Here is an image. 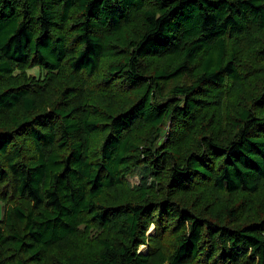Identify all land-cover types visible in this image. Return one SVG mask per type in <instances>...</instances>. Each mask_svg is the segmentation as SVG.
Here are the masks:
<instances>
[{"label": "trees", "instance_id": "obj_1", "mask_svg": "<svg viewBox=\"0 0 264 264\" xmlns=\"http://www.w3.org/2000/svg\"><path fill=\"white\" fill-rule=\"evenodd\" d=\"M0 264H264V0H0Z\"/></svg>", "mask_w": 264, "mask_h": 264}, {"label": "rangeland", "instance_id": "obj_2", "mask_svg": "<svg viewBox=\"0 0 264 264\" xmlns=\"http://www.w3.org/2000/svg\"><path fill=\"white\" fill-rule=\"evenodd\" d=\"M166 133L167 132H164L163 135L158 139L157 142L165 141ZM138 134L140 135L139 136L140 139H144V138L149 136V133H147V132H138ZM197 134H198L197 132H192L189 135V137L187 138L188 139L187 143L183 146L184 150H188V149L192 148V141L196 138ZM175 135L178 137L179 136L178 132H176ZM174 138L172 137V145H175L174 141H176V140H174ZM99 139H100V136H99ZM142 159H143V157H141V160ZM142 171H143V169L140 170L139 168H136V169L132 170L131 173H129L126 176V181L128 182V184L131 187H138V186H142V185H146L148 187H152V186L156 187V186H158V185H160L162 183L161 181H158V180H156V179H154L152 177V171L147 172L144 177H143ZM246 206H247L246 201H244L241 204V208H245ZM212 207H214V206H210V203L205 202V203H203L202 205L199 206L198 211H200L201 213H204L206 215H209L207 213V211L210 208L212 209ZM260 208H261V206H259L256 210L258 211L259 215H263V212L261 210H259ZM217 217H220V215H218V213L213 216L214 219H218ZM152 231H153V226H150V228H149L147 233H151ZM141 247H142L141 248L142 251H144L145 248H143V247H146V246L145 245H141Z\"/></svg>", "mask_w": 264, "mask_h": 264}]
</instances>
